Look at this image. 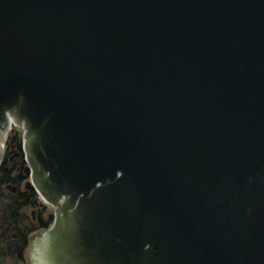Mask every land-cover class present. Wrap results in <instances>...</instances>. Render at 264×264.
<instances>
[{"label":"water","instance_id":"water-1","mask_svg":"<svg viewBox=\"0 0 264 264\" xmlns=\"http://www.w3.org/2000/svg\"><path fill=\"white\" fill-rule=\"evenodd\" d=\"M13 109L73 264H264V0H0Z\"/></svg>","mask_w":264,"mask_h":264},{"label":"flooded vegetation","instance_id":"flooded-vegetation-1","mask_svg":"<svg viewBox=\"0 0 264 264\" xmlns=\"http://www.w3.org/2000/svg\"><path fill=\"white\" fill-rule=\"evenodd\" d=\"M19 136L13 129L1 154L0 176L6 173L9 181L3 188L6 194L0 195V256L16 264H34L35 245L41 242L48 264H73L64 238L61 201L50 202L41 195L38 199L30 193L35 189Z\"/></svg>","mask_w":264,"mask_h":264},{"label":"rangeland","instance_id":"rangeland-1","mask_svg":"<svg viewBox=\"0 0 264 264\" xmlns=\"http://www.w3.org/2000/svg\"><path fill=\"white\" fill-rule=\"evenodd\" d=\"M22 114V113H21ZM23 116H24V114H23ZM12 127H13V129H16L17 130V132H18V134L20 135L19 137H21V140L23 139L24 140V135H23V133H24V129L22 128V127H20V125L18 124V123H16V124H13L12 125ZM11 134V133H10ZM10 134H9V136H10ZM8 137V136H7ZM7 137H5L4 139H3V144H4V146H5V144H6V138ZM23 140L21 141V143H22V148L24 147V145H23ZM25 159L27 160V158H26V156H25ZM27 163H28V161H27ZM29 164V163H28ZM4 185L5 184H3L2 185V187H1V190H0V195H2V194H6L5 193V191H4ZM33 191H35V190H33ZM36 192V191H35ZM36 195H37V198L38 199H40V194H38L37 192H36ZM0 264H16L15 262V260H13V259H10L8 256L7 257H5L4 258V256H0ZM34 262L36 263V261L34 260ZM34 263V264H35ZM17 264H19V263H17ZM26 264H31L29 261L28 262H26ZM37 264V263H36Z\"/></svg>","mask_w":264,"mask_h":264},{"label":"bare ground","instance_id":"bare-ground-1","mask_svg":"<svg viewBox=\"0 0 264 264\" xmlns=\"http://www.w3.org/2000/svg\"><path fill=\"white\" fill-rule=\"evenodd\" d=\"M20 115H21V113L19 112V109H13V111L5 119V120H8V125H3V126H6L8 128V126L16 124L19 120ZM27 120L28 119L25 116H23L22 122L20 124L23 125L24 127H26L27 126ZM2 136H4V137L6 136V131H3ZM1 144H2V142H1ZM41 197L43 199H45V197H43L42 195H41ZM45 200H47V199H45ZM39 244H40V242H37V245H35V249H34V254H35V259H36L37 264H38V261H37L36 249H37Z\"/></svg>","mask_w":264,"mask_h":264},{"label":"trees","instance_id":"trees-1","mask_svg":"<svg viewBox=\"0 0 264 264\" xmlns=\"http://www.w3.org/2000/svg\"><path fill=\"white\" fill-rule=\"evenodd\" d=\"M20 139H21V137H20ZM7 181H9V177L6 175V173L4 175L2 174L0 176V190H1L2 185L7 183ZM30 193H32L34 196H37L36 192L33 190Z\"/></svg>","mask_w":264,"mask_h":264}]
</instances>
